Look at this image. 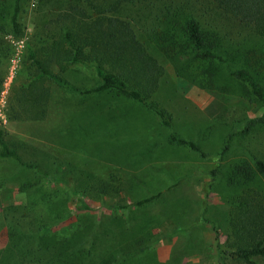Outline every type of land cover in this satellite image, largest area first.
Returning <instances> with one entry per match:
<instances>
[{
  "label": "rangeland",
  "instance_id": "1",
  "mask_svg": "<svg viewBox=\"0 0 264 264\" xmlns=\"http://www.w3.org/2000/svg\"><path fill=\"white\" fill-rule=\"evenodd\" d=\"M3 2L0 141L22 162L0 156V264H47L42 251L22 261L20 244L11 241V230L18 242V235L25 243L39 239L20 231L27 208L32 229L45 226L51 234L44 238L51 235L56 242L70 239L83 224L100 225L82 245L84 264H243L222 253L230 231L228 196L242 187V171L254 170L255 159L264 154V118L254 119L264 108L239 93L212 88L202 74L185 70L184 56H162L165 72L149 101L169 113V125L123 95L84 93L99 78L83 64L63 73L73 87L43 82L49 91L45 115L33 119L25 108L33 71L28 50L40 46L33 40L39 0L23 4L19 37L11 33L12 3ZM172 136L194 142L200 152L171 142ZM111 176L116 190L99 194L94 185ZM253 178L257 185L264 182ZM76 191L85 192L90 206L85 217ZM148 196L155 198L145 206H129Z\"/></svg>",
  "mask_w": 264,
  "mask_h": 264
},
{
  "label": "trees",
  "instance_id": "2",
  "mask_svg": "<svg viewBox=\"0 0 264 264\" xmlns=\"http://www.w3.org/2000/svg\"><path fill=\"white\" fill-rule=\"evenodd\" d=\"M3 1L7 0H0V4ZM10 1L11 33L19 37L22 28L18 19L26 0ZM37 12L33 40L40 46L28 50L33 71L25 108L27 113H33V119L45 115L43 101L49 91L43 82L72 86L63 73L70 65L83 64L92 66L99 78L98 84L84 93L109 91L123 95L146 105L164 125H169V113L149 101L165 72L162 56H184L185 70L202 74L212 88L239 93L264 108V0H39ZM4 49L0 44V51ZM219 64L226 71L224 77ZM220 81L224 85H219ZM263 118L264 111L254 119ZM171 142L200 152L192 141L172 136ZM229 142L228 139L224 150ZM0 144V156L22 162L16 151L2 140ZM254 163V170L242 171V187L228 196L230 231L228 249L222 253L243 264H258L257 258L264 261V182L257 185L253 178H264V154ZM238 171L241 174V168ZM98 181L94 186L99 194L116 190L113 176ZM74 194L85 217L90 211L85 192ZM154 198L135 200L129 206L143 207ZM31 215L30 208L21 213L26 225L20 231L37 234L35 243H25L21 235L18 242L16 230L10 231L11 241L21 246L22 261L42 251L47 264L85 263L82 245L89 235L98 233L100 225L92 228L83 224L81 230L71 233L70 239L56 242L54 236L44 238L46 233L51 234L45 226L32 229L33 221L28 220ZM57 215L60 214L54 220Z\"/></svg>",
  "mask_w": 264,
  "mask_h": 264
}]
</instances>
